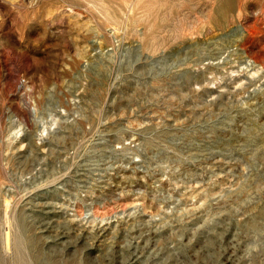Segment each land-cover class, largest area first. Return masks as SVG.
<instances>
[{"label": "rangeland", "instance_id": "obj_1", "mask_svg": "<svg viewBox=\"0 0 264 264\" xmlns=\"http://www.w3.org/2000/svg\"><path fill=\"white\" fill-rule=\"evenodd\" d=\"M222 3L0 0V264H264V0Z\"/></svg>", "mask_w": 264, "mask_h": 264}, {"label": "bare ground", "instance_id": "obj_2", "mask_svg": "<svg viewBox=\"0 0 264 264\" xmlns=\"http://www.w3.org/2000/svg\"><path fill=\"white\" fill-rule=\"evenodd\" d=\"M220 2H223L222 5L224 8H232V5H234L236 0H218ZM8 220V219H7ZM9 221V220H8ZM9 235V234H8ZM7 236V235H6ZM7 238V237H6ZM9 238H7L8 240ZM8 242V241H7Z\"/></svg>", "mask_w": 264, "mask_h": 264}]
</instances>
